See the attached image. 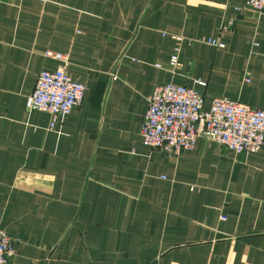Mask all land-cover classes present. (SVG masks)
Segmentation results:
<instances>
[{"label": "crops", "instance_id": "obj_1", "mask_svg": "<svg viewBox=\"0 0 264 264\" xmlns=\"http://www.w3.org/2000/svg\"><path fill=\"white\" fill-rule=\"evenodd\" d=\"M246 2L0 0L7 264H264V145L235 153L199 136L167 155L141 134L149 94L169 80L204 78L207 104L264 107V14ZM49 50L87 86L54 129L26 103L39 72L62 65Z\"/></svg>", "mask_w": 264, "mask_h": 264}, {"label": "built area", "instance_id": "obj_2", "mask_svg": "<svg viewBox=\"0 0 264 264\" xmlns=\"http://www.w3.org/2000/svg\"><path fill=\"white\" fill-rule=\"evenodd\" d=\"M251 7L264 14V0H247ZM230 23L224 26L228 29ZM175 40L170 63L180 66L183 37ZM214 46L224 44L207 39ZM47 56L62 61L61 67L39 72L33 91L27 97L29 109H40L51 114L49 127L54 129L86 97V84L67 70V55L47 51ZM118 75L113 74L116 78ZM249 79V77H246ZM204 78L193 77L191 83L172 80L158 84L148 96V106L141 124L143 142L167 155H179L195 146L199 136L224 145L235 153L255 152L264 145V107L233 99L213 96L207 104ZM222 218H227L222 215ZM16 239L0 224V264H7L14 254Z\"/></svg>", "mask_w": 264, "mask_h": 264}]
</instances>
